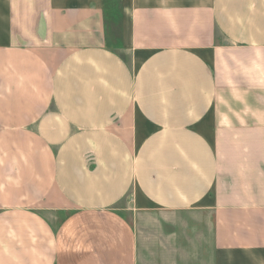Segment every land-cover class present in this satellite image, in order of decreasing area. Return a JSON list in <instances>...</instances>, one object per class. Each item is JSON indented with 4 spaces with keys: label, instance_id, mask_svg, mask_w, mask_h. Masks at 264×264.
<instances>
[{
    "label": "crops",
    "instance_id": "crops-1",
    "mask_svg": "<svg viewBox=\"0 0 264 264\" xmlns=\"http://www.w3.org/2000/svg\"><path fill=\"white\" fill-rule=\"evenodd\" d=\"M0 264H264V0H0Z\"/></svg>",
    "mask_w": 264,
    "mask_h": 264
},
{
    "label": "rangeland",
    "instance_id": "rangeland-1",
    "mask_svg": "<svg viewBox=\"0 0 264 264\" xmlns=\"http://www.w3.org/2000/svg\"><path fill=\"white\" fill-rule=\"evenodd\" d=\"M104 6L106 8V18H107V21L110 19V15L113 16L112 18V29H113V40L116 41L119 37V27H118V24H119V19L117 17V13H113L112 10H110L108 8V5H107V2L104 1ZM114 10V9H113ZM109 25L111 24L110 21L107 22ZM109 29V28H108ZM109 31V30H108ZM109 34V33H108ZM135 194V193H134ZM134 196L135 195H131L130 196V202L131 204H135V199H134Z\"/></svg>",
    "mask_w": 264,
    "mask_h": 264
}]
</instances>
